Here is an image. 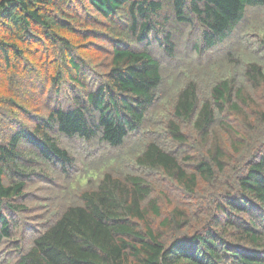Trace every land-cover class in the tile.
Listing matches in <instances>:
<instances>
[{"label":"trees","instance_id":"16d2710c","mask_svg":"<svg viewBox=\"0 0 264 264\" xmlns=\"http://www.w3.org/2000/svg\"><path fill=\"white\" fill-rule=\"evenodd\" d=\"M0 264H264V0H0Z\"/></svg>","mask_w":264,"mask_h":264},{"label":"rangeland","instance_id":"374dc122","mask_svg":"<svg viewBox=\"0 0 264 264\" xmlns=\"http://www.w3.org/2000/svg\"><path fill=\"white\" fill-rule=\"evenodd\" d=\"M247 14H248V20L250 22L262 20V18H263V16L257 11L250 10L249 12H247ZM244 39H246V38L244 37V34H242V32L239 29L237 33H234V34H232V36H230V38L227 40V43L225 44V46L221 47L218 51L210 52L209 54H207V59H210L212 61L215 60L214 62L219 61L220 58H222V56H224V53L227 50H231V51L233 50V46H235L237 48V50H238V48H243V46H244L243 44L246 43V40H244ZM96 51H97V55H96L97 57L96 58L98 60L102 59L103 54L99 50H96ZM191 69L195 71L196 65L194 64V66ZM178 72H180V70L176 68V65L173 64L172 61L164 64V67H163L164 78H163L162 85L160 87V94L166 95V98L168 101L172 98V96L175 94L176 90L178 89V85H177L179 82V79L177 78ZM19 81L21 83L24 82L22 80V78H19ZM173 82H175V84H173ZM163 97L164 96H161V99H163ZM154 108H155V110H161V111L166 110L168 108L167 102L165 101V99H163L160 102H158ZM164 115H165V113L163 115L157 114L156 117L152 118V121H154L155 118H159L160 116H164ZM76 149L80 150L82 152V149L80 148L79 144L74 145V151ZM101 154H103L105 157L106 156L117 157L119 154H121V156L123 157L122 161L126 160L128 158V154L125 155V151H110L109 149L103 148V147L100 150V155ZM79 157H80V159H83V156H79ZM105 157H101L102 162L108 161V159ZM94 159H96V158L90 159V162L93 161ZM127 163H128V161L126 160L124 162V164L127 165ZM65 184H66V182H63L60 185L57 184L56 186L59 187L61 185H65ZM54 199H57V198H54ZM54 208H55V205H52V209H54Z\"/></svg>","mask_w":264,"mask_h":264}]
</instances>
